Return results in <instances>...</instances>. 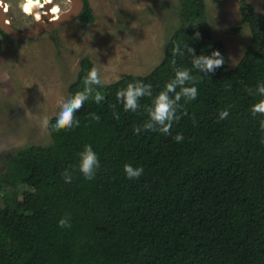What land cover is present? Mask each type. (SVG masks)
Returning a JSON list of instances; mask_svg holds the SVG:
<instances>
[{
  "label": "trees",
  "instance_id": "obj_1",
  "mask_svg": "<svg viewBox=\"0 0 264 264\" xmlns=\"http://www.w3.org/2000/svg\"><path fill=\"white\" fill-rule=\"evenodd\" d=\"M178 2L179 26L155 69L104 84L103 101L89 100L76 110L78 127L52 128L49 119L52 144L18 151L0 176V264H264V114H251L261 97L248 91L264 81V15L240 4L251 42L230 69L224 44L212 39L204 1ZM76 20L95 21L86 1ZM176 43L189 44L195 55L219 50L225 62L199 78L195 100H181L170 133L134 132L148 118L151 99L142 98L135 113L125 112L116 92L142 80L155 94L173 75V59L175 67L190 68L187 50L173 56ZM93 66L81 59L70 94L83 88ZM193 75L199 77L196 70ZM224 109L229 116L221 120ZM177 133L180 142L173 139ZM86 144L100 161L91 180L74 167ZM125 164L144 171L128 179ZM66 169L70 183L63 179ZM20 195L27 210L18 206ZM63 217L70 227L59 226Z\"/></svg>",
  "mask_w": 264,
  "mask_h": 264
},
{
  "label": "rangeland",
  "instance_id": "obj_2",
  "mask_svg": "<svg viewBox=\"0 0 264 264\" xmlns=\"http://www.w3.org/2000/svg\"><path fill=\"white\" fill-rule=\"evenodd\" d=\"M7 5L5 23L27 30L31 18L21 5L25 0H1ZM52 3L51 16L69 4ZM206 19L214 41L225 47L230 69L241 60L251 42L249 26L241 22L239 7L251 5L264 15V0H203ZM95 21L84 25L76 19L28 40L5 39L0 34V174L16 153L52 144L48 124L58 96L70 94L81 59L88 58L99 68L104 84L128 75L145 76L164 57L165 46L179 26L178 0H86ZM55 9V11H53ZM11 22H10V20ZM116 76L120 78L115 79ZM0 182V189L4 187ZM18 191L29 192L25 187ZM0 192V209L3 207ZM27 210L23 195L17 198Z\"/></svg>",
  "mask_w": 264,
  "mask_h": 264
},
{
  "label": "clouds",
  "instance_id": "obj_3",
  "mask_svg": "<svg viewBox=\"0 0 264 264\" xmlns=\"http://www.w3.org/2000/svg\"><path fill=\"white\" fill-rule=\"evenodd\" d=\"M25 6L31 9L33 0H29V3ZM37 6L42 7V5L38 3V0ZM53 11H55V9H53ZM195 37L199 38V33H196ZM185 50L191 55V67H175L176 61L173 59V75L157 93H153L151 84L145 83L142 80H133L127 83L126 87L117 90L116 101L123 106L125 112L135 113L142 107L140 103L142 98L148 97L151 99L150 105L146 108L148 118L144 121L142 127H134V132L149 130L165 134L170 133L174 122H178L180 119L181 114L179 110L182 108V104L180 103L181 100L183 99L185 103L195 100L198 95L196 84L199 78L207 77L208 74L214 73L215 70L221 67L225 62L224 56L219 50H213L210 55L203 53L195 55L194 49L189 46V44H185L182 48L180 43H176L172 49L173 56H183ZM193 70H196L199 77L193 75ZM119 78V76L115 77L116 80ZM103 86L104 80L101 77L99 68L95 66L91 67L84 77V86L81 90L57 97L56 108L51 118L50 126L52 128H64L68 130L78 127L80 121L76 119V110L80 109L89 100L95 103L103 101L105 96L103 92L99 90ZM248 91L250 95L254 94L261 97L260 100L251 105V114L254 116L256 114H264V81H258L255 89L249 88ZM92 115L93 119L97 121L100 119L98 115ZM113 115L115 118H119V113L114 112ZM228 116V109L219 112V119L221 120ZM44 123L46 125L49 124L48 118L44 119ZM261 128H264V122L261 123ZM173 139L180 142L183 140V135L177 133ZM77 155L78 160L77 164L74 166L75 169L82 173L85 179H93L96 171L100 167L97 152L93 149L91 144H86ZM143 171V167L140 166H133L132 164L124 165V172L128 179L139 178ZM63 179L65 183L71 182L72 174L69 170H65ZM58 224L60 227L71 226L68 217L61 218Z\"/></svg>",
  "mask_w": 264,
  "mask_h": 264
},
{
  "label": "bare ground",
  "instance_id": "obj_4",
  "mask_svg": "<svg viewBox=\"0 0 264 264\" xmlns=\"http://www.w3.org/2000/svg\"><path fill=\"white\" fill-rule=\"evenodd\" d=\"M52 1V0H51ZM69 4V9L64 11L63 13L57 16H51L52 10V3L49 0H38V3L42 5V7L37 6V0H33V6L29 9L26 4L29 3V0H25L21 5V10L24 14L28 15L32 20L31 27L33 29H27L22 31L20 35L25 36L27 34L36 32L40 28L45 25L56 26L59 23H63L69 17L70 13L75 9V4L71 3L68 0H62ZM7 12V5L0 0V24L5 26H10L9 24L5 23L3 14ZM30 27V28H31Z\"/></svg>",
  "mask_w": 264,
  "mask_h": 264
},
{
  "label": "water",
  "instance_id": "obj_5",
  "mask_svg": "<svg viewBox=\"0 0 264 264\" xmlns=\"http://www.w3.org/2000/svg\"><path fill=\"white\" fill-rule=\"evenodd\" d=\"M70 1L71 3L75 4V9L70 13L69 17L66 19L65 22L63 23H59L58 25L56 26H50V25H45L43 26L42 28H40L39 30H37L36 32H33L30 34H27L25 36H22L20 35L21 33H23L22 31H19V30H16L14 29L12 26H5L3 24H0V30L10 39L12 40H28L34 36H37L41 33H44V32H49L51 30H54L55 28L65 24V23H68L74 19H76L78 17V15L80 14V12L83 10L84 8V3L82 0H68ZM10 20V19H9ZM11 22V20H10ZM30 30L33 29L32 27L29 28Z\"/></svg>",
  "mask_w": 264,
  "mask_h": 264
},
{
  "label": "flooded vegetation",
  "instance_id": "obj_6",
  "mask_svg": "<svg viewBox=\"0 0 264 264\" xmlns=\"http://www.w3.org/2000/svg\"><path fill=\"white\" fill-rule=\"evenodd\" d=\"M83 1V3H84V1H86V0H82ZM11 26L12 27H14L13 25H12V23H11ZM15 28V27H14ZM16 29V28H15ZM18 30V29H17ZM9 39V38H8ZM2 174H0V176H1Z\"/></svg>",
  "mask_w": 264,
  "mask_h": 264
}]
</instances>
